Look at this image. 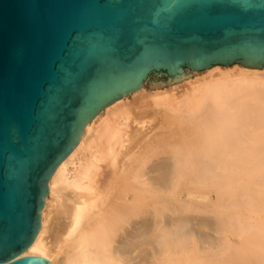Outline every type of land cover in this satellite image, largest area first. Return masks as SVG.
Here are the masks:
<instances>
[{
	"label": "bare ground",
	"instance_id": "obj_1",
	"mask_svg": "<svg viewBox=\"0 0 264 264\" xmlns=\"http://www.w3.org/2000/svg\"><path fill=\"white\" fill-rule=\"evenodd\" d=\"M186 84L126 94L90 119L22 255L264 264V68L216 66Z\"/></svg>",
	"mask_w": 264,
	"mask_h": 264
},
{
	"label": "water",
	"instance_id": "obj_2",
	"mask_svg": "<svg viewBox=\"0 0 264 264\" xmlns=\"http://www.w3.org/2000/svg\"><path fill=\"white\" fill-rule=\"evenodd\" d=\"M236 62L264 68V0H0V264H52L21 253L99 110Z\"/></svg>",
	"mask_w": 264,
	"mask_h": 264
},
{
	"label": "rangeland",
	"instance_id": "obj_3",
	"mask_svg": "<svg viewBox=\"0 0 264 264\" xmlns=\"http://www.w3.org/2000/svg\"><path fill=\"white\" fill-rule=\"evenodd\" d=\"M216 66H223V67H229V68H231V67H233V68H236V66H243L242 64H240V63H234V64H230V65H223V64H216V65H214V66H211L210 68H206V69H204V70H196V69H193V68H191V67H189V66H186V69L187 70H189L190 72H192V76L191 77H188V78H185V80L184 79H182V80H180V81H177V82H174V83H171V84H167V85H164V86H161V87H153V88H151V87H149V85H148V80H149V78H150V76L152 75V73H149L148 74V76H147V79L145 80V82H144V84L140 87V88H138V89H136V90H134V91H132V92H130V93H128L126 96L128 97V95H130V97H132V95L134 94V92H136V91H138V90H140V89H142V90H146V91H157V89L158 90H166L167 88H173V86H174V88H173V90L172 89H170L171 91H177V89H182V87L184 88L185 87V85H184V83L186 84V82H188V84H190V83H192V82H194L197 78H201V77H203V75H205V73H207L210 69H212V68H215ZM202 75V76H201ZM188 79H189V81H188ZM194 80V81H193ZM191 81V82H190ZM190 82V83H189ZM183 84V85H182ZM188 84H186V85H188ZM180 85H181V87H180ZM177 86H179L180 88H177ZM176 88V89H175ZM168 90V89H167ZM129 97V98H130ZM100 113V112H99Z\"/></svg>",
	"mask_w": 264,
	"mask_h": 264
}]
</instances>
